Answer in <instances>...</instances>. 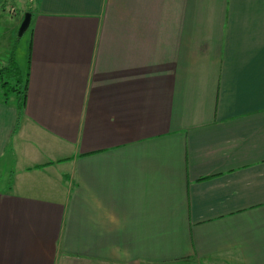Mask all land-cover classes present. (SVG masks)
<instances>
[{"label":"crops","instance_id":"crops-1","mask_svg":"<svg viewBox=\"0 0 264 264\" xmlns=\"http://www.w3.org/2000/svg\"><path fill=\"white\" fill-rule=\"evenodd\" d=\"M23 10L0 264H264V0Z\"/></svg>","mask_w":264,"mask_h":264},{"label":"rangeland","instance_id":"rangeland-1","mask_svg":"<svg viewBox=\"0 0 264 264\" xmlns=\"http://www.w3.org/2000/svg\"><path fill=\"white\" fill-rule=\"evenodd\" d=\"M25 2L29 0H6L0 5V60L5 59L4 63H7L12 57L20 67L24 64L28 38L27 30L18 36L19 25L28 13L23 10Z\"/></svg>","mask_w":264,"mask_h":264},{"label":"trees","instance_id":"trees-1","mask_svg":"<svg viewBox=\"0 0 264 264\" xmlns=\"http://www.w3.org/2000/svg\"><path fill=\"white\" fill-rule=\"evenodd\" d=\"M0 89L5 96L14 94L20 108L25 97L26 76L17 66L13 58H9L4 66H0Z\"/></svg>","mask_w":264,"mask_h":264},{"label":"water","instance_id":"water-1","mask_svg":"<svg viewBox=\"0 0 264 264\" xmlns=\"http://www.w3.org/2000/svg\"><path fill=\"white\" fill-rule=\"evenodd\" d=\"M30 22V13H27L21 21L18 28V36H21L28 28Z\"/></svg>","mask_w":264,"mask_h":264}]
</instances>
